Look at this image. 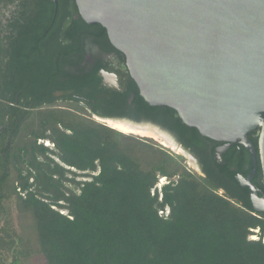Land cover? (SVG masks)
Wrapping results in <instances>:
<instances>
[{"label":"trees","instance_id":"1","mask_svg":"<svg viewBox=\"0 0 264 264\" xmlns=\"http://www.w3.org/2000/svg\"><path fill=\"white\" fill-rule=\"evenodd\" d=\"M70 1L77 12L74 0H0V264H25L30 247L42 264H264V212L236 179L252 169L249 152L234 143L219 162L218 142L140 96L119 51L121 90L104 86L106 62L81 66L82 34L114 48L102 26L73 19ZM91 114L158 125L204 175L182 154ZM248 136L256 147L257 130ZM251 181L264 195L257 153ZM11 209L26 221L23 233ZM254 229L258 239L248 238Z\"/></svg>","mask_w":264,"mask_h":264},{"label":"water","instance_id":"2","mask_svg":"<svg viewBox=\"0 0 264 264\" xmlns=\"http://www.w3.org/2000/svg\"><path fill=\"white\" fill-rule=\"evenodd\" d=\"M74 1L87 24L104 28L149 105L174 109L185 125L222 142L214 150L218 161L234 143L249 152L252 169L236 179L249 188L252 209L264 212V195L251 182L256 153L264 182V0ZM99 75L104 86L121 90L117 74L102 69ZM91 116L124 133L150 137L108 121L155 129L174 146L159 143L188 156L195 171L204 175L195 157L158 125ZM254 130L256 147L248 136Z\"/></svg>","mask_w":264,"mask_h":264},{"label":"flooded vegetation","instance_id":"3","mask_svg":"<svg viewBox=\"0 0 264 264\" xmlns=\"http://www.w3.org/2000/svg\"><path fill=\"white\" fill-rule=\"evenodd\" d=\"M74 4H75V1H74ZM67 9L73 15V19H76L77 16H79L78 11L77 12L76 11L75 12L73 11V3H72V1L69 2ZM76 10H77V8H76ZM70 23H71V17L66 16L64 18L63 22H62V30L60 31V33H63L68 28V26L70 25ZM92 35H93L92 32L91 33L90 32L89 33L88 32H84L82 34V39H83V45H82L83 62H82V65L81 66H83V65H85L87 63L88 64L89 63H93L96 59H100V60L106 62V65L109 68L106 71H108L110 73H115V74H117L116 73L117 70H120L121 72H125L118 51L115 50V49L105 50V47H102L101 44L97 41V38L94 37V36H97V35L96 34H94L93 36ZM61 38H62V36H61ZM107 40H108V38H107ZM100 70H102V69H100ZM103 70H105V69H103ZM117 76H118V74H117ZM101 82H102V78H101ZM118 82L120 83V77L119 76H118ZM56 95H58V93H56ZM220 145H223V143L222 142H218V144L215 146V148L218 147V146H220ZM220 161L221 160H219V162ZM238 175H240V174H238ZM238 175H236V177ZM253 176H255V172L251 174V179H252ZM261 181H262V183H264L263 182V179H262V175H261ZM249 200H250V195H249Z\"/></svg>","mask_w":264,"mask_h":264},{"label":"rangeland","instance_id":"4","mask_svg":"<svg viewBox=\"0 0 264 264\" xmlns=\"http://www.w3.org/2000/svg\"><path fill=\"white\" fill-rule=\"evenodd\" d=\"M153 140H155L156 142H161L160 140H158V139H154V138H152ZM40 142H41V140H39ZM43 144L44 145H49L50 147H52V144L51 143H49V142H47V141H43ZM161 144V143H160ZM162 145V144H161ZM169 148V147H168ZM170 149V148H169ZM170 150H172V149H170ZM184 156V155H183ZM185 158H186V163H187V165L189 166V167H191V168H193L194 169V165H193V163L191 162V160L189 159V157L188 156H184ZM70 170H72V169H70ZM195 170V169H194ZM72 175L69 173L68 174V177H71ZM87 179H89V178H86V177H84L83 175H82V173H77V177H76V180H87ZM167 182V180H165L164 178H160V179H158V183L156 184V189L159 191L160 190V187L164 184V183H166ZM67 186H70V184H67ZM55 209H58V208H56L55 207ZM60 212H62V213H64V214H66V210H60V209H58ZM11 215H12V218H13V221H14V225H15V227L17 228V230L20 232V233H23V231H24V228H25V225H26V221H24V220H22V218H19L18 217V214H17V212L14 210V209H11ZM25 230H26V228H25ZM253 234H251V235H249L248 236V238H250V239H258V235H257V231H256V229H254L253 231ZM25 234L26 233H24L23 234V237H25ZM28 237H30V236H28ZM30 240H32V236L29 238ZM31 242H33V241H31ZM28 250H30V257L29 258H27L26 260H25V264H42L41 263V261L38 259V254L35 252V250H33V249H31V247L30 248H28Z\"/></svg>","mask_w":264,"mask_h":264},{"label":"bare ground","instance_id":"5","mask_svg":"<svg viewBox=\"0 0 264 264\" xmlns=\"http://www.w3.org/2000/svg\"><path fill=\"white\" fill-rule=\"evenodd\" d=\"M108 122L112 126L120 130L127 131V132L134 131L138 134H142V135L150 136V138L158 139L161 142H165L172 147L174 146V144L172 143L170 139H167L164 135H162L160 132L156 131L153 128L143 127V126H131L129 123H124V122L117 121V120L116 121L109 120Z\"/></svg>","mask_w":264,"mask_h":264},{"label":"built area","instance_id":"6","mask_svg":"<svg viewBox=\"0 0 264 264\" xmlns=\"http://www.w3.org/2000/svg\"><path fill=\"white\" fill-rule=\"evenodd\" d=\"M163 178V177H162ZM166 180V178H164ZM159 214L160 215H164L167 216L168 214V208L164 209V210H159ZM262 241L264 242V237L262 238Z\"/></svg>","mask_w":264,"mask_h":264}]
</instances>
